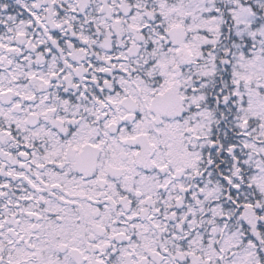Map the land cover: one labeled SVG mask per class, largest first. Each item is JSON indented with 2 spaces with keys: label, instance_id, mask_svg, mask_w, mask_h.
Returning a JSON list of instances; mask_svg holds the SVG:
<instances>
[{
  "label": "snow or ice",
  "instance_id": "obj_1",
  "mask_svg": "<svg viewBox=\"0 0 264 264\" xmlns=\"http://www.w3.org/2000/svg\"><path fill=\"white\" fill-rule=\"evenodd\" d=\"M0 264H264V0H0Z\"/></svg>",
  "mask_w": 264,
  "mask_h": 264
}]
</instances>
